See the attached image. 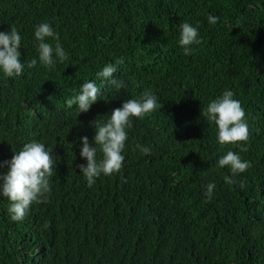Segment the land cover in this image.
<instances>
[{
  "label": "trees",
  "instance_id": "16d2710c",
  "mask_svg": "<svg viewBox=\"0 0 264 264\" xmlns=\"http://www.w3.org/2000/svg\"><path fill=\"white\" fill-rule=\"evenodd\" d=\"M43 22L68 59L0 75V161L36 140L57 163L51 193L22 221L0 197V264H264V0H0V31H19L22 62L38 59ZM184 22L199 31L187 56L177 44ZM119 58L126 94L96 80ZM88 80L103 95L79 115L67 100ZM226 89L245 110L246 143L218 144L201 115ZM145 91L161 107L133 118L122 169L89 187L78 137L91 142L90 122ZM227 151L251 165L236 183L217 166Z\"/></svg>",
  "mask_w": 264,
  "mask_h": 264
},
{
  "label": "clouds",
  "instance_id": "9594fccd",
  "mask_svg": "<svg viewBox=\"0 0 264 264\" xmlns=\"http://www.w3.org/2000/svg\"><path fill=\"white\" fill-rule=\"evenodd\" d=\"M207 19L210 25H215L219 18L209 15ZM178 28L177 44L183 49L184 55H191L193 45L199 43L198 28L187 22L181 23ZM34 41L38 59L34 58L30 63H25L22 62L20 52L22 36L19 31L13 26L8 32L0 31V75L15 79L23 75L25 67L33 68L39 63L45 68L54 69L57 63H64L68 59L51 23L43 22L35 27ZM123 63L124 58H119L114 64H106L96 73V80H100L117 94H126L128 82L114 75L118 71L117 65ZM96 80L85 81L67 100V106H75L74 109L79 115L87 113L103 95ZM160 107L158 97L151 91H145L139 98L125 99L121 107L106 115V120L98 117L90 122L95 131L92 141L87 136L78 137L82 145L80 157L86 161L79 165L80 173L89 187L101 176H111L122 169L125 161L123 153L133 118L143 120ZM201 115L208 124L216 126L218 144H243L249 140L250 130L245 110L241 102L235 99L232 90L226 89L211 100ZM136 148L143 155L151 154L149 146L137 144ZM56 163L53 151L36 140L27 142L18 151H14L11 160L0 161V169L4 170L0 172V197L10 201L8 212L13 221H22L33 203L44 202L51 193L50 179ZM217 166L222 169L227 167L231 176L225 178L226 182L236 183L232 178L244 173L251 165L239 154L227 151L220 156ZM240 187L243 188L244 185L241 183ZM213 188V184L207 187L206 194L209 197Z\"/></svg>",
  "mask_w": 264,
  "mask_h": 264
}]
</instances>
